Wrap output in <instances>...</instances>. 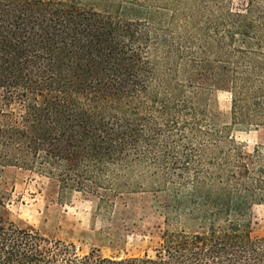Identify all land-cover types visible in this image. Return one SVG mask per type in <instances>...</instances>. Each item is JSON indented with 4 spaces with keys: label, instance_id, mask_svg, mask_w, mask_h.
Wrapping results in <instances>:
<instances>
[{
    "label": "trees",
    "instance_id": "trees-1",
    "mask_svg": "<svg viewBox=\"0 0 264 264\" xmlns=\"http://www.w3.org/2000/svg\"><path fill=\"white\" fill-rule=\"evenodd\" d=\"M259 129L264 0H0V184L36 175L103 218L140 195L162 219L154 256L118 259L0 217V264H264V146L234 137Z\"/></svg>",
    "mask_w": 264,
    "mask_h": 264
},
{
    "label": "rangeland",
    "instance_id": "rangeland-1",
    "mask_svg": "<svg viewBox=\"0 0 264 264\" xmlns=\"http://www.w3.org/2000/svg\"><path fill=\"white\" fill-rule=\"evenodd\" d=\"M64 1V0H62ZM246 0H234L239 6ZM218 111L228 120L230 96L216 92ZM237 143L250 154L264 146V130L237 131ZM0 190L10 192V201L0 208V217L19 227H30L42 235L74 244L80 252L97 250L106 258L154 256L158 248V226L162 219L150 208L148 199L135 195L124 205L117 204L114 214L103 218L96 213V200L74 193L70 200L59 204L48 182L36 175L7 169ZM251 233L264 235V194L253 197Z\"/></svg>",
    "mask_w": 264,
    "mask_h": 264
}]
</instances>
